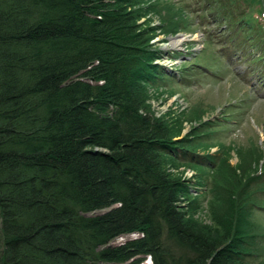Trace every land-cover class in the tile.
Segmentation results:
<instances>
[{
  "label": "trees",
  "instance_id": "1",
  "mask_svg": "<svg viewBox=\"0 0 264 264\" xmlns=\"http://www.w3.org/2000/svg\"><path fill=\"white\" fill-rule=\"evenodd\" d=\"M187 5L0 0V264H264V166H227L216 182L218 116L200 117L199 102L192 115L152 108L182 72L150 40L184 26ZM198 8L233 49L264 57V0ZM177 159L199 169L183 175Z\"/></svg>",
  "mask_w": 264,
  "mask_h": 264
},
{
  "label": "rangeland",
  "instance_id": "2",
  "mask_svg": "<svg viewBox=\"0 0 264 264\" xmlns=\"http://www.w3.org/2000/svg\"><path fill=\"white\" fill-rule=\"evenodd\" d=\"M188 1L190 5H187L185 9L186 23L178 30V36L183 38L180 43L165 46V42L170 41V36L174 35L173 32H158L152 39L155 45L164 51L160 61L168 68L174 69L175 73L181 70L182 76H177L178 82H167L166 85H161L165 89L175 87L173 95L169 94L165 97L166 91L154 92L151 103L158 115L169 109H184L192 115L193 112L188 110L189 105L199 102L196 107L200 117L218 116L216 120L222 122L225 128L214 132V143L209 145V150L218 149V144H215L218 140L228 142L224 146L222 163L224 167H219L213 172V178H218L215 181L221 182L223 178H226L222 172L227 166L228 168L235 166L236 173L240 175H245L241 167H248V170L252 171L264 166V155L260 151L264 150V57L255 60L252 58L253 54L246 51L247 49L239 50L238 47L233 49L235 44L221 33L223 26L213 23V18L209 20L199 12L198 5L200 7L203 0ZM151 15V24H159V15ZM158 30L161 31L160 27ZM178 36L174 35L172 38ZM207 42L210 43L215 57L219 60V65L216 59L209 58L210 56H208L209 59L207 58ZM201 44L203 47H200ZM209 70L211 73L207 72ZM222 109L223 112L230 109V113L222 115ZM191 120L195 122L198 118L193 117ZM192 122L184 121L183 133L189 129ZM176 161L180 165L174 169L182 171L183 175H194L199 169L195 163L191 162L192 160L177 159ZM171 169H173L172 165ZM218 175L221 176L218 177ZM203 205L198 215L204 222L210 223L209 201L204 200ZM129 236H131L130 233L122 234L112 242H121ZM2 249L0 218V252ZM149 261L146 258L142 264H148ZM102 264H127V262H103Z\"/></svg>",
  "mask_w": 264,
  "mask_h": 264
},
{
  "label": "bare ground",
  "instance_id": "3",
  "mask_svg": "<svg viewBox=\"0 0 264 264\" xmlns=\"http://www.w3.org/2000/svg\"><path fill=\"white\" fill-rule=\"evenodd\" d=\"M183 38L178 36V37H175V38H171L170 41L168 43H165V46L166 45H171V46H174L178 43H180V41L182 40Z\"/></svg>",
  "mask_w": 264,
  "mask_h": 264
}]
</instances>
